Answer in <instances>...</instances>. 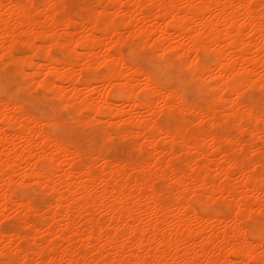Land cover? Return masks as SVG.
I'll return each mask as SVG.
<instances>
[{
    "label": "bare ground",
    "instance_id": "6f19581e",
    "mask_svg": "<svg viewBox=\"0 0 264 264\" xmlns=\"http://www.w3.org/2000/svg\"><path fill=\"white\" fill-rule=\"evenodd\" d=\"M60 2L0 0V73L4 72L6 82L16 88L9 101L0 99V213L15 210V213H28V220L33 214L42 218L39 223L29 222L32 227L28 235L35 244L31 240H19V250L16 246L5 249L12 233L0 231V260L27 259L35 264L43 252L57 261H72V264L77 261L83 264L85 260L89 264H112V261L120 264L121 260H143L149 252L155 257L158 249L159 255L170 250L165 259H184L188 253L187 258L195 264H218L225 260L233 264L242 259L228 256L225 247L232 239L231 217L227 212L219 207L207 208L199 199L189 201L183 196L181 186L199 181L196 191H207L215 199L221 189L229 188L235 180L232 175L235 169H230L229 163L237 159L243 162L241 147L247 152L253 143L250 132L245 140L238 135L237 125L243 120L247 126L248 121L246 116L236 119L232 115L231 96L240 84L237 73L244 74L245 84L251 83L249 77H254L259 88L264 61L255 48L260 44L259 2L262 1L105 0L104 5L117 6L110 10L111 15L119 12L110 25L112 31L105 28L94 32L90 27L70 26L77 40L82 41L83 59L79 61L45 55V42L50 46L65 39L62 35L65 29L53 20L55 12L43 15L32 25L15 17L9 24L4 16L9 4ZM241 3L253 7L240 11L231 7ZM241 13L245 20L256 21L255 28L248 25L253 35L241 32L239 24L229 27L233 21L240 20ZM125 42L130 46V57L121 53ZM16 48H22L23 52L14 54ZM197 48L209 59L195 77L189 74L185 78V61L190 54L195 57ZM140 57L150 59L153 68L146 70L138 66ZM85 61H89L92 69L97 62L106 64L107 68L94 79L87 78L79 74L81 69H89ZM162 72L177 76L181 86H168ZM189 89L196 94L205 93L206 96L202 95L205 103L194 99L185 105L180 123L186 126L179 133L181 142L174 144L176 124L161 127L157 117L161 107L169 106V94L187 98ZM16 98L28 103L34 100L49 106L55 104L58 109L66 107L71 120L92 125L101 133L109 127L114 133L122 131L132 145L128 158L119 163L106 151L98 150L101 158L90 159L89 165H83L75 152L46 130V122L62 125L63 121L44 122L13 103ZM7 105L10 106L6 108ZM213 121L216 129L212 127ZM256 131L259 133V127ZM254 143L259 146L258 137ZM98 160L103 162L100 167L95 165ZM42 161L52 163L53 167L44 168ZM177 161L178 166L164 167ZM165 173L175 181L173 188L181 191L180 203L168 191L161 195L158 184ZM22 179L28 184L39 183L42 188L47 185L48 193L53 194L48 209L33 205L29 212L27 206L15 200L14 190ZM98 180L104 200L99 197V191L92 189ZM254 187V191L237 188L236 192L253 203L261 195L259 184ZM220 198L223 200V196ZM204 199L208 200V196ZM96 210L103 211L105 220L95 215ZM186 210L187 215H183ZM255 210L259 212L258 204ZM169 220L173 228L161 229V225L167 227ZM219 223H224L223 227L219 228ZM79 235H85L82 244L74 238ZM33 248L38 249L35 254ZM177 248L182 251L172 255Z\"/></svg>",
    "mask_w": 264,
    "mask_h": 264
},
{
    "label": "snow or ice",
    "instance_id": "6c2138e0",
    "mask_svg": "<svg viewBox=\"0 0 264 264\" xmlns=\"http://www.w3.org/2000/svg\"><path fill=\"white\" fill-rule=\"evenodd\" d=\"M123 8V5L119 6ZM184 7H188L184 5ZM240 11L245 8H252V4L241 3L239 5H233ZM116 5H102L97 4L95 0H62L60 3L56 4H31V5H13L9 4L6 11H4V16L7 17L9 24L13 18L27 20L29 25H32L33 21L39 22L43 15H48L50 12H55L53 20L57 23V26L65 29L62 33L65 39L63 41H57L56 44L47 47L45 55L49 58L56 56L65 61H70L75 59L76 61L82 60L83 55L81 54L83 49L81 48L82 41L77 40V34L71 32V25L75 24L80 28L87 29L92 28L94 32L97 30L103 31L107 28L112 31L110 27L111 23L115 22V16H119V12H115V16L111 15L110 10H115ZM11 11V15H9ZM19 13V15H18ZM260 17H259V47L255 48V52L260 56L261 61H264V2L260 6ZM227 22V21H226ZM239 24L241 32H248L249 35H253L248 31V25L250 24L252 28L256 27V21L252 19L245 20L243 13H241V18L239 21H233L229 27ZM23 25H21V28ZM7 30V29H5ZM15 31V29L13 30ZM99 34V32H97ZM83 35V33H81ZM13 39H16L13 37ZM75 41V44L72 43ZM4 43H8V39L5 38ZM15 47V45H13ZM31 47V45H29ZM59 48L60 51L55 49ZM62 53L66 54L62 56ZM111 54V50L109 51ZM209 57L207 55H201L200 49H196V55L193 57L191 54L185 61L187 64V69L185 70V78L190 74L195 77L199 72L202 65L206 64ZM188 60L193 61L188 63ZM139 62V61H137ZM89 64V74H92V68L89 61H85ZM78 66V65H75ZM107 65L104 63H96L95 73L100 74L105 71ZM261 68L264 69V62L261 63ZM81 74L84 73V69H81ZM236 79L240 80L238 87L234 89L231 96V105L233 108L232 115L236 119H241L243 116L247 117V126H245L243 120L237 125L239 128L238 135L247 136L249 132L253 143L248 146L247 152H245L244 147L240 149L241 155L243 156V162L237 159L234 163H229L230 169H235L232 173L235 176L233 184L226 189L220 190V195H217L215 199H212L208 195L207 191L198 193L196 191V186L200 184L199 181H193L191 186H181L183 196H186L189 201L199 199L201 204L210 209H215L217 207L225 210L229 217H231V227H232V239H230L225 247L228 249V256H236L242 259L234 261L233 264H264V71L261 72L259 79V96L257 99L256 85L257 81L254 77H249L251 83H244V74L237 73ZM26 82V81H25ZM37 88L42 87V85H36ZM149 91V89H145ZM159 94V93H157ZM147 100V96L145 97ZM13 103L18 104L22 109L29 107L28 102L22 98L13 99ZM168 107H161L159 110V116L157 117L161 127H171L173 123L176 124V135L173 136V142L180 143L179 133L183 131L185 124H181L182 120L181 113L185 110V105L187 104V99L183 96L172 97L167 101ZM39 111V115L45 120L55 121L60 119L63 124L58 126L53 124L50 126L49 131L53 134L58 142L65 145L67 149H71L80 158V163L83 165H89L90 159H100L98 156V150L103 153L105 150L111 152L115 149L119 152L122 148H130L132 145L128 143L129 137L124 135L123 132L114 133L111 127L104 129L101 133L95 127L89 124H80L76 120L68 119V112L66 107L64 109H58L55 104L49 105H39L36 106ZM82 119V117H80ZM203 124V122H201ZM227 124V121H224ZM213 129L217 128L215 121L212 125ZM259 127V133H257L256 128ZM209 132V135H212ZM230 135V134H229ZM259 139L260 143L257 147L254 141ZM227 138V137H225ZM141 152L143 151V145H141ZM227 155V154H226ZM151 164V160L148 161ZM178 161L176 165H165V168L178 166ZM238 173V175H237ZM7 175V173H6ZM218 176L220 174H217ZM225 179H228L226 176ZM242 181V183H241ZM224 181H221L223 183ZM175 181H172L170 177L165 173L161 176L158 184V188L163 195L164 191H168L170 195L174 196L177 203H180L183 199L181 196V191L173 188ZM259 184V192L261 195L256 197V201L249 203L243 196H240L236 189L241 190L248 189L249 191L255 190V184ZM154 188L157 187V183L153 182ZM202 187V185H201ZM227 192V195L224 193ZM49 195L47 191V185L43 188L39 183L28 184L26 180H20L16 193L15 200L19 201L22 205L28 207L29 212L33 210V205L37 204L41 198ZM215 195V194H214ZM208 196V200L204 197ZM223 196V200H221ZM231 198V199H230ZM259 206V212H256V206ZM186 210L183 215H187ZM28 213L18 211L16 213H9L7 211L0 213V231L11 232L12 239L5 245V249L12 248L16 246L19 250V245L17 241L26 239L31 240L28 235V229L32 227L27 219ZM7 240V237H5ZM34 245L35 240H31ZM38 249L33 248L32 252ZM169 251H165L164 255L158 254L154 257L149 252L143 260L137 259L135 261H120V264H195L191 259H188V253H185L184 259H165L169 255ZM182 250L177 248L175 253L181 252ZM7 255V252L5 253ZM13 256L16 255L15 252L12 253ZM40 257L36 258L35 264H72V261L60 260L51 258V254L44 255L40 252ZM0 264H32L31 261L24 259L23 261L17 259H4L0 260ZM76 264H80L79 261ZM83 264H89L88 260H85ZM112 264H116L112 261ZM218 264H227V260L223 262H218Z\"/></svg>",
    "mask_w": 264,
    "mask_h": 264
},
{
    "label": "rangeland",
    "instance_id": "374dc122",
    "mask_svg": "<svg viewBox=\"0 0 264 264\" xmlns=\"http://www.w3.org/2000/svg\"><path fill=\"white\" fill-rule=\"evenodd\" d=\"M38 2H39V0H37ZM98 1V2H97ZM103 1V2H102ZM262 2H264L263 0H261ZM95 2L98 4H102V5H104L105 4V0H95ZM101 2V3H100ZM262 2H259V4H260V6H261V3ZM46 43V49H47V42H45ZM126 43L127 42H125V43H123L122 44V46H121V53L125 56V57H130L131 56V50H130V46H129V44L128 45H126ZM18 50V51H17ZM22 50V51H21ZM56 51H60V49L59 48H57V49H55ZM23 52V49L22 48H16V49H14V54H16V55H20L21 53ZM63 55H66V54H64V53H62V56ZM54 58H57L56 56H53ZM150 59H148V58H142V57H140V59L139 60H137V61H139L138 63L136 62V64L138 65V66H140L141 68H143V69H146V70H150L151 68H153L152 66V61L150 60ZM150 65V66H149ZM79 68V67H78ZM95 68L96 67H94V69H92V74H89V69H85V68H83L84 69V73L83 74H81L82 76H84V77H87V78H92V79H94L96 76H98L99 74H96L95 73ZM79 71V70H78ZM81 73V71H79V74ZM102 73V72H101ZM100 73V74H101ZM161 74H163L162 76H163V80H164V83H166L168 86H176V87H179V86H181V82H180V80L178 79V77L177 76H175V75H170L169 73H161ZM166 78V79H165ZM3 85V86H2ZM174 86V87H175ZM185 87L186 86H184L182 89L184 90L185 89ZM16 92V88L12 85V84H10V83H8V82H6V80H5V78H4V72H1L0 73V99H5V100H7V101H9L11 98H13L12 96H13V94ZM142 94V93H141ZM187 103H191L192 101H194V99H197V101L198 102H200L201 104H204L205 102V98H203L204 96H206V94L204 93H201L202 95H203V97H202V95H200V93L199 94H196L194 91H192V90H187ZM256 94H257V99H258V96H259V88L258 87H256ZM200 95V96H199ZM172 97H174L172 94H169L168 95V98L170 99V98H172ZM200 97H201V99H200ZM24 99H25V97H24ZM200 99V100H199ZM202 100V101H201ZM204 100V101H203ZM26 101V100H25ZM28 101H30L28 104H29V107H27V108H24L25 109V112H27V113H29V114H32L33 116H36V117H39L40 119H42L43 120V118L39 115V111H40V109H38L36 106H37V104H39V105H47V104H45V103H43V102H40V101H34V100H28ZM33 101V102H32ZM27 102V101H26ZM8 106H10V105H7V106H5L6 108H8ZM68 112V111H67ZM159 116V115H158ZM68 119L69 120H71V118H70V115H69V112H68ZM198 121H200V120H197L196 122H198ZM44 122H46V120L44 119ZM157 122H158V124H159V121H158V119H157ZM173 124H175V123H173ZM51 125H53L52 123H49V122H46V130H47V132H50L49 131V128H50V126ZM160 125V124H159ZM58 126H60V125H58ZM241 137V136H240ZM243 138H244V140L245 139H247L248 138V135L247 136H242ZM241 137V138H242ZM243 140V139H242ZM128 143L130 144L131 142H130V140H128ZM108 154H110V155H112V156H114V157H112V158H114L117 162H119V163H124V161L128 158L127 156L130 154V148H122L119 152H117L115 149H113L110 153H109V151L108 150H105ZM48 162V161H47ZM46 161H42V165H43V167L44 168H47V169H49L48 167H51L53 164L51 163V162H49V163H51V165L50 164H48ZM97 162V163H96ZM95 162V165L97 166V167H100V164H101V166L103 165V162L101 161V160H98V161H96ZM99 162H102V163H99ZM44 163V164H43ZM177 163L176 162H173V165H176ZM47 165V166H46ZM22 166H24V164L22 165ZM63 166H67L66 164L65 165H63ZM53 167V166H52ZM51 167V168H52ZM68 167V166H67ZM50 168V169H51ZM22 170H23V168H21ZM23 172V171H22ZM132 172H133V170H132ZM234 180V179H233ZM97 183V182H96ZM31 184V183H30ZM96 189H95V188ZM92 189H94V190H97V191H99L98 192V194H99V197L101 198V200H104V197H103V195H102V193H100V190H101V185H100V183H99V180H98V183L96 184V186H94ZM100 189V190H99ZM16 190H17V188H15V190H14V197H15V193H16ZM100 194H101V196H100ZM50 195V196H49ZM49 195H46V196H44L43 198H41L40 199V201L37 203V204H34L35 206H37L38 208H41V206H42V208L41 209H44L45 210V208L46 209H48L49 207H47V205L48 204H52V202H53V194H50L49 193ZM48 201V202H47ZM48 206H50V205H48ZM8 212H11V213H15V210L14 211H11V210H9ZM101 212H103V211H99V210H96V213H95V215L98 217V218H100V219H102V220H105L104 218H105V214H102ZM31 214V213H30ZM28 217V216H27ZM29 219L30 220H28L30 223H33V222H37V223H39V222H42V218H41V216L40 215H35V214H33L32 216L31 215H29ZM34 219V220H33ZM36 219V220H35ZM33 220V221H32ZM171 222V223H170ZM172 224V225H171ZM224 224V223H223ZM223 224L221 223H219V228L221 227L220 225H222V227H223ZM173 223H172V221L171 220H169V222H168V225H167V227H166V225H161L160 227H161V229L163 228V230H171L172 228H173ZM164 226V227H163ZM166 227V228H165ZM168 228H170V229H168ZM30 229H28V231H29ZM85 235H79V236H75L74 238H76L77 239V241H78V243L80 244H82V243H84L85 242ZM67 239V238H66ZM63 242H66L64 239H63ZM188 243H190V244H192L191 242H188ZM187 243V245H190V244H188ZM127 251H129V249H127ZM32 263H33V261H32Z\"/></svg>",
    "mask_w": 264,
    "mask_h": 264
}]
</instances>
